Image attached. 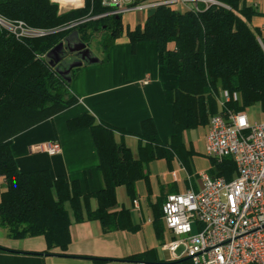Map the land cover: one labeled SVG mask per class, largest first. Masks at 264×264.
I'll return each instance as SVG.
<instances>
[{
    "label": "trees",
    "instance_id": "trees-1",
    "mask_svg": "<svg viewBox=\"0 0 264 264\" xmlns=\"http://www.w3.org/2000/svg\"><path fill=\"white\" fill-rule=\"evenodd\" d=\"M102 1L84 0L82 7L63 10L52 0H0V19L22 21L45 32L18 37L0 23V177L7 185L1 193L0 226L11 238L43 235L49 246L64 247L70 237L68 207L77 221H99L105 231L128 227V211L114 210L119 186H126L134 198L135 183L147 180L149 164L157 159L176 157L189 167L195 153L184 144L183 133L205 127L211 116L254 106L264 113V33L250 26L261 13L246 0H193L185 10L159 4L149 10L143 25L128 29L126 36L133 48L154 42L159 63L177 78L176 88L166 94L175 127L169 143L160 140L151 119L144 120L137 134L139 154L134 157L125 143L115 140L116 132H130L85 114L67 126L72 131L90 128L99 154L101 190L84 195L77 181L53 178L46 170L20 171L12 153L14 137L78 101L70 83L50 65L48 53L74 32L87 46L92 37L102 36V50L107 53L124 34L122 15L103 16L110 10ZM223 94L230 101L220 109ZM210 161L211 178L233 179L236 168L231 159ZM90 197L98 208L84 215L82 201ZM0 250L6 249L0 246Z\"/></svg>",
    "mask_w": 264,
    "mask_h": 264
},
{
    "label": "crops",
    "instance_id": "crops-1",
    "mask_svg": "<svg viewBox=\"0 0 264 264\" xmlns=\"http://www.w3.org/2000/svg\"><path fill=\"white\" fill-rule=\"evenodd\" d=\"M190 1L193 0L177 7L188 9ZM246 2L261 13L251 19L250 26L264 33V0ZM150 9L124 13L123 36L107 53L103 52V57H97L98 63H85L71 76L70 90L78 100L75 105L14 137L12 153L20 171L46 170L53 178L63 176L68 181H77L84 195L101 190L103 180L98 169L99 154L90 128L72 131L67 126L69 120L85 114H91L98 122L130 132H116L115 140L125 143L134 157L139 154L141 142L137 134L144 120L151 119L160 140L169 143L175 127L173 108L167 102L166 94L176 88L177 78L159 63L154 42L131 46L123 19L128 22L127 30H133L144 24ZM222 98L218 99V105ZM192 131L183 133L184 144L195 153L189 167L176 157L171 161L157 159L149 164L147 180L135 183L134 198L126 186L117 188L114 210L117 213L128 211V227L105 231L99 221H77L68 207L70 237L64 247H59L49 246L43 235L11 238L0 226V246L6 249L0 250V264H153L172 260L171 252L164 245L175 237L165 226L162 204L170 194L188 190L198 192L202 185L199 174L209 172L212 166L210 158L204 154L208 124L196 130L200 136V149L191 138ZM50 141L60 143V153L49 155L31 150L36 144ZM202 162L206 167H200ZM6 189L7 185L0 177V200ZM134 200L138 202L137 207ZM97 208L98 202L94 197L82 201L84 215Z\"/></svg>",
    "mask_w": 264,
    "mask_h": 264
},
{
    "label": "built area",
    "instance_id": "built-area-1",
    "mask_svg": "<svg viewBox=\"0 0 264 264\" xmlns=\"http://www.w3.org/2000/svg\"><path fill=\"white\" fill-rule=\"evenodd\" d=\"M63 9L75 4L52 0ZM187 0H103L105 15H123L130 10H147L159 4L185 3ZM215 3L213 0H194ZM66 9V8H65ZM0 23L18 37L44 35L24 22ZM219 102L222 109L230 96ZM33 152L55 155L61 152L56 141L31 147ZM204 154L210 159H231L235 176L211 178L200 173L201 188L166 197L162 215L175 239L164 248L172 260L153 264H264V122L251 124L246 112L217 113L210 117ZM134 206L138 202L134 200ZM184 246L183 253L175 252Z\"/></svg>",
    "mask_w": 264,
    "mask_h": 264
},
{
    "label": "water",
    "instance_id": "water-1",
    "mask_svg": "<svg viewBox=\"0 0 264 264\" xmlns=\"http://www.w3.org/2000/svg\"><path fill=\"white\" fill-rule=\"evenodd\" d=\"M74 53H76L74 60L68 62L67 58ZM47 57L50 65L55 67L57 73L68 83L71 82L73 69L80 68L85 63L94 64L100 61L92 55L87 44L79 39L77 32L70 34L64 42L53 48Z\"/></svg>",
    "mask_w": 264,
    "mask_h": 264
},
{
    "label": "rangeland",
    "instance_id": "rangeland-1",
    "mask_svg": "<svg viewBox=\"0 0 264 264\" xmlns=\"http://www.w3.org/2000/svg\"><path fill=\"white\" fill-rule=\"evenodd\" d=\"M82 3H83V1L77 2L75 5L79 6V5H82ZM176 6H180V2L178 4H176ZM75 8H79V7L68 5V6H65L63 8V10L75 9ZM128 14H130V13H128ZM125 15L126 14H124L123 16L125 17ZM124 17H123V19H124V23H125V32H126L127 28H128V25H127L128 22L126 21V18H124ZM89 43H90V45L88 46V48L91 50V52L94 54V56L95 57H103L102 56L103 55V50H102L103 37L102 36H94L89 40ZM67 59H68V62H72L74 60V58L70 57V56ZM245 112L248 115V118H249V121L251 124L262 123L264 121V113L261 111L259 106L251 107V108L247 109ZM196 130L197 129H195L191 132V138L193 139V142L195 143V145L199 148L200 147V136L196 132ZM203 165H204V162L200 163V167H203ZM204 166L206 167V165H204ZM183 250H184V246H181L178 250H176V252H175L176 256H180L183 253Z\"/></svg>",
    "mask_w": 264,
    "mask_h": 264
},
{
    "label": "bare ground",
    "instance_id": "bare-ground-1",
    "mask_svg": "<svg viewBox=\"0 0 264 264\" xmlns=\"http://www.w3.org/2000/svg\"><path fill=\"white\" fill-rule=\"evenodd\" d=\"M63 3H73V4H76L77 2H80L81 0H61Z\"/></svg>",
    "mask_w": 264,
    "mask_h": 264
},
{
    "label": "flooded vegetation",
    "instance_id": "flooded-vegetation-1",
    "mask_svg": "<svg viewBox=\"0 0 264 264\" xmlns=\"http://www.w3.org/2000/svg\"><path fill=\"white\" fill-rule=\"evenodd\" d=\"M87 47H88V46H87ZM75 55H76V53H74V54H72V55H69V56L75 58ZM58 65H59V64H58Z\"/></svg>",
    "mask_w": 264,
    "mask_h": 264
}]
</instances>
